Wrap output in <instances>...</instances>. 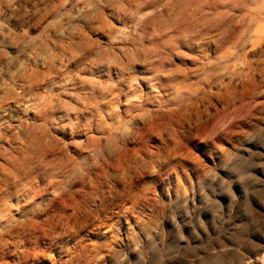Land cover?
<instances>
[{
    "label": "clouds",
    "instance_id": "1",
    "mask_svg": "<svg viewBox=\"0 0 264 264\" xmlns=\"http://www.w3.org/2000/svg\"><path fill=\"white\" fill-rule=\"evenodd\" d=\"M0 264H264V0H0Z\"/></svg>",
    "mask_w": 264,
    "mask_h": 264
}]
</instances>
